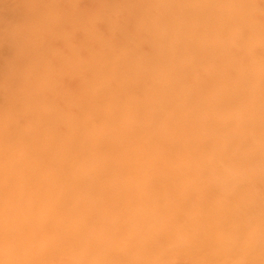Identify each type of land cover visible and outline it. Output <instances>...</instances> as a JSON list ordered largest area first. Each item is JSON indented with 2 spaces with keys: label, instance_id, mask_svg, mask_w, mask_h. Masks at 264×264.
Listing matches in <instances>:
<instances>
[{
  "label": "clouds",
  "instance_id": "9594fccd",
  "mask_svg": "<svg viewBox=\"0 0 264 264\" xmlns=\"http://www.w3.org/2000/svg\"><path fill=\"white\" fill-rule=\"evenodd\" d=\"M23 28L25 38L10 44L14 106L32 101L46 118L62 115L66 79L88 104L113 90L117 72L124 104L143 90L155 107L158 85L177 87L178 30L194 37L192 57L212 67L236 102L210 110L181 155L146 168L115 216L56 200L0 149V264H264V0H37ZM78 32L85 43L69 45ZM4 120L0 114V128ZM216 216L228 218L243 243L221 245L212 255L222 259L194 258L187 233Z\"/></svg>",
  "mask_w": 264,
  "mask_h": 264
},
{
  "label": "rangeland",
  "instance_id": "374dc122",
  "mask_svg": "<svg viewBox=\"0 0 264 264\" xmlns=\"http://www.w3.org/2000/svg\"><path fill=\"white\" fill-rule=\"evenodd\" d=\"M36 2L8 0L0 7V114L5 116L0 128V149L11 158L14 171L34 172L56 200L76 206L90 202L101 218L105 213L118 215L133 200L118 194L120 181L122 184L132 181V188L136 190L146 168L166 166L195 143L200 124L210 110L236 100L225 93L208 63L192 57L194 37L178 30L174 61L177 87L158 85L155 107L148 106L143 90H138L134 98L124 104L115 91L119 72L111 86L113 90L101 92L88 104L75 99L77 83L66 79L64 86L70 95L68 102L61 106L62 115L56 119L46 118L32 101L14 106L20 94L10 44L25 38L24 15ZM12 25L16 26L14 36L9 34ZM85 39L84 34L78 32L68 44L81 46ZM216 219L207 222L216 224ZM201 232L204 231L200 227L193 228L186 239L190 235L202 236ZM237 232L240 235L229 224L214 229L212 235L231 237ZM242 243L243 240L239 246ZM195 252L200 254L202 250Z\"/></svg>",
  "mask_w": 264,
  "mask_h": 264
},
{
  "label": "bare ground",
  "instance_id": "6f19581e",
  "mask_svg": "<svg viewBox=\"0 0 264 264\" xmlns=\"http://www.w3.org/2000/svg\"><path fill=\"white\" fill-rule=\"evenodd\" d=\"M125 165H127V164H125ZM92 169H96V168H92ZM92 172H94V171H92ZM135 192H136V190H133V188H132V181L131 182H123V184L120 181L119 187H118V194L119 195L134 198ZM216 218H217L216 224L206 222L203 225V227H200L202 229V231H204L203 233L201 232L202 236L194 238V235L193 236L190 235L191 236L190 238L188 237L187 239H185L184 242H186L193 249V252L195 253L194 258L222 259L223 258L222 255H215L214 256V255H212V253L217 251L221 245H226V246L232 247V248L239 247V242H241V240H243V237L241 235H237L238 232L236 233V236H231V237L213 236L212 231L214 229H217L218 227L219 228L227 227L229 224H231L230 220L224 216H216ZM217 221L219 223H217ZM196 228H199V227H196ZM193 232H194V230H193ZM196 233H197V231H196ZM201 250H202V253H200V254L195 252V251H201ZM205 254H207V255H205Z\"/></svg>",
  "mask_w": 264,
  "mask_h": 264
}]
</instances>
